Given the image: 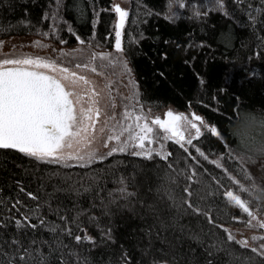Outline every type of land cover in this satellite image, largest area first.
Here are the masks:
<instances>
[{
	"label": "snow or ice",
	"instance_id": "1",
	"mask_svg": "<svg viewBox=\"0 0 264 264\" xmlns=\"http://www.w3.org/2000/svg\"><path fill=\"white\" fill-rule=\"evenodd\" d=\"M197 2L201 8L211 5L225 17L246 14L253 30L257 23L264 24L259 15L264 14V0H259V7H254L253 0H231L235 6L232 12L226 8L228 0ZM89 4L96 19L92 21V35L87 39L81 38L72 24L64 19V0H55V7L50 0L44 19H50L52 23L47 31L36 28L38 35L52 36L60 45H65L67 41L61 32L66 25L67 32L78 41L75 48H53L54 56H42L18 51L17 46L12 45V51L5 53L2 51L5 42L0 40V150H16L38 162L65 169H91L85 172L87 183L77 181L69 188L57 187L54 192L47 193L45 199H41L39 193L27 190L20 180L14 182L15 191L11 195H6L4 188L0 187V264H96L91 255L93 250L113 252L118 244L116 219L125 212L135 215L137 204L143 206L136 185V172L127 175L122 172L121 168L126 165L117 156L148 161L158 157L168 162L169 171L156 191L164 192L170 202L169 209H174L176 215L162 218L155 204H148L147 209L160 230L167 232L171 228L184 233L187 229L188 238L204 248L203 264H221L217 258L219 252L232 258L229 264L237 260L240 264H264V235L252 234L249 238L237 239L232 229L225 227L220 215H230V219L235 221L238 216L231 212L234 209L245 214L242 224L247 229L264 233V184L258 183L244 167L246 163L256 162L252 153H237L229 147L218 127L209 126L196 112L189 117L182 111L169 109L163 119L159 115L153 118L150 110L146 112L140 100L141 93L132 78V69L125 58L126 49L122 46L129 11L120 3H112L110 11L116 16L112 27L115 52L96 51L94 49L101 45L94 44L97 38L95 26L100 11L109 9L98 11V0H89ZM189 7L186 0H169L166 19L178 21ZM70 10L77 13V22L83 19V0H73ZM151 15V10L146 9L144 16ZM208 15L207 11L196 10L193 18L202 19ZM142 22L147 23V20ZM236 22L241 27L247 26L238 17ZM132 23L136 25L138 21L133 20ZM139 39H144L142 31ZM257 39L264 42V36L258 35ZM34 43L40 48L49 47L39 40ZM129 43H138V40L129 35ZM101 68L110 69L114 74L120 70L121 76L126 74L131 86L129 94L121 95L118 82L107 79L105 72L99 71ZM249 71L252 76L256 75L255 70ZM118 107L122 111L118 112ZM239 111L237 105L233 115L237 117ZM205 130L211 137L219 138L227 149L221 154L209 149L216 155L210 161L205 151L197 146L205 138ZM233 135L244 139L236 133ZM165 142L178 145L186 156L169 162L173 152L166 149ZM189 146L198 155H193ZM200 157L222 169L223 175H212L201 164ZM225 157L229 161H239L238 171L242 173L243 180L221 163ZM109 158L112 162L106 167H96L98 162L103 163ZM53 174L59 175V172ZM205 177H210V180ZM225 178L237 190L226 188L222 183ZM181 180H184V186L180 185ZM109 183L113 186L109 187ZM194 184L199 186L198 189H193ZM221 189L224 190L221 192ZM68 191L76 197L71 206L55 196L56 192ZM81 197L87 198V207L81 205ZM225 197L226 203L221 206L218 201ZM186 216L198 218L199 231L181 223ZM139 218L147 220L145 215ZM200 220L207 223L208 231H204ZM156 227L154 223L140 229L148 238L146 247L141 250L142 256L147 255L153 246ZM155 236L160 239V232L156 231ZM237 245L246 254L236 256ZM159 251L162 256L167 255L163 249ZM174 261L175 257L172 260L154 258L150 264H174ZM100 264L142 262L136 260L131 249L119 244L115 261L109 256Z\"/></svg>",
	"mask_w": 264,
	"mask_h": 264
},
{
	"label": "trees",
	"instance_id": "2",
	"mask_svg": "<svg viewBox=\"0 0 264 264\" xmlns=\"http://www.w3.org/2000/svg\"><path fill=\"white\" fill-rule=\"evenodd\" d=\"M49 2L50 0H8L6 4L5 0H0V39L12 35H32L59 43L52 36L42 37L36 33V28L47 31L52 23L50 19H44ZM168 3L169 0H130L129 20L126 22L122 46L126 49L125 57L136 78L141 102L153 109L168 106L184 113L192 109L196 114L204 117L209 126L218 127L229 147L237 153L246 152L245 139L241 140L233 135L232 122L235 118L233 114L237 105L240 109L256 106L264 108V42L257 39L258 35L264 36V24L257 23L253 30L246 14L236 13L235 16L225 17L223 12L212 8L211 5L201 8L197 0H186V4L190 5L189 10L183 13V18L172 22L166 19ZM9 4L11 7L8 6ZM51 4L55 7V0H51ZM72 4L73 0H64L63 17L72 24L81 38L87 39L92 35V21L96 19L93 16L92 6L89 0H83L85 16L77 22V13L70 10ZM253 5L259 7V0H253ZM111 6L112 0H98L96 6L98 11L109 9V11H100L98 23L95 26L97 38L94 44L101 45L98 49L111 47L114 38L112 27L115 13L110 11ZM226 8L230 12L235 11L231 0H228ZM146 9L151 10V16H144ZM196 10L207 11L209 15L206 18L194 19ZM259 15L264 19V14ZM237 17L247 26L241 27L237 24ZM133 20H137L138 23L134 25ZM144 20H147V23H143ZM141 31L144 39H139ZM129 35L137 39L138 43H129ZM61 36L67 41L63 46L78 44L75 37L67 32L66 25L63 26ZM249 70H255L256 75L252 76ZM201 81L204 83L202 84ZM197 144L209 156V161L216 157L209 149L216 154L227 151L223 147V142L219 138L211 137L206 130L205 138ZM168 151L173 152L169 162L181 160L186 156L183 150L173 142L168 143ZM189 151L193 155H198L193 148H189ZM116 158L124 160L126 167H122L121 171L126 175L136 172V185L143 206L137 204L135 215L125 212L116 219L118 244L111 253L106 250H93L91 255L96 264L107 261L109 256L115 261L119 254V244L131 249L136 260L142 264H150L154 258L172 260L173 257H175L174 264H203L204 248L188 238L187 229L184 233H181L179 229L171 228L164 232L160 230L158 222L147 209L148 204H155L162 218L167 219L176 215L174 209H169L170 202L164 192L156 191L157 187L163 183L165 173L169 171L168 162L161 161L158 157L152 161L126 156ZM199 159L212 175L217 177L223 175L222 169L209 161H204L202 157ZM111 162L112 158H109L103 163L98 162L96 167L104 168ZM191 163L192 161L189 160V164ZM222 164L233 174H240L239 161H229L225 157ZM180 167H183L182 161ZM86 171L91 169L85 170L79 167L65 169L38 162L16 150H0V187L4 188L6 195H11L15 191L14 182L20 180L27 190L39 193L41 199H45L46 194L54 192L57 187L69 188L77 181L87 183ZM57 172L59 175L53 174ZM66 177L70 179H65ZM205 179L210 180V177ZM184 183V180L180 181L181 186H184ZM222 183L226 188L231 186L227 178ZM112 186L109 183V187ZM192 187L195 190L199 186L194 184ZM181 190L182 187L177 190V194ZM223 190L221 189V192ZM55 196L56 199L64 200L69 206L76 199L71 191L56 192ZM218 202L223 206L226 203V197ZM80 203L87 207V198L81 197ZM228 208L231 209V206L229 205ZM231 212L237 216L240 214L234 209H231ZM141 215L147 216L146 222L141 221L139 218ZM220 215L225 225L235 222L230 219V215L223 213ZM197 219L186 216L181 219V223L199 231ZM154 223L157 227L153 232V246L147 255L142 256L141 250L146 247L148 238L140 229ZM200 224L204 231H208L205 221L200 220ZM156 231L160 232V239H156ZM160 249H163L167 255L162 256ZM244 254H246L244 249L239 245L235 246L236 256ZM217 258L221 264H229L232 260L223 252L217 253ZM233 264H240V262L233 261Z\"/></svg>",
	"mask_w": 264,
	"mask_h": 264
},
{
	"label": "rangeland",
	"instance_id": "3",
	"mask_svg": "<svg viewBox=\"0 0 264 264\" xmlns=\"http://www.w3.org/2000/svg\"><path fill=\"white\" fill-rule=\"evenodd\" d=\"M113 2L120 3L122 7L129 9L130 0H127V2H126V0H112V3ZM0 40H3L5 42L4 47L2 49V51L5 53L12 51V45H16L18 51H22L25 53H31L34 55H42V56H49V55L54 56L55 54L52 51L53 48H55V49H60V48L72 49V48H75L78 46V44L63 46V45H60L59 43H55V42L46 40L44 38L35 37L32 35H12V36H9L6 38H2ZM37 40L41 41L45 45H48L49 47L40 48V47L36 46L34 42ZM113 44H114V38H113V41L111 43V47H108L105 49L95 48L94 50H96V51H107V52H113L114 53L115 49H113ZM21 45H23V47H20ZM128 65H129V63H128ZM129 67H130V65H129ZM99 71L105 72L107 79L118 82L117 87H118L119 93L121 95H128L129 94V89L131 86L128 84L129 78L126 74L121 76L120 70H117L116 73L114 74L112 72V70L107 69V68H101V69H99ZM132 78L134 79L135 85L137 86V81H136V78H135L133 72H132ZM118 104H119V99H118ZM168 108H171V107L167 106V107H163L160 109H153L152 107L144 105V110L146 112H148L150 110L151 116L153 118L156 115L163 116L164 111ZM171 109L177 111L174 108H171ZM117 111L118 112L122 111V108L118 107ZM192 112H194V110L188 109V110H186L185 114L189 115V117H191ZM168 143L169 142H165V146H166L167 150H168ZM194 143H196V142H194ZM197 146H199V145L197 144ZM189 148H191V147L189 146ZM215 158L216 157H214L212 159H215ZM221 163H222V161H221ZM244 167L250 173V175L255 178V180L258 183L264 184V162L257 160L254 164L253 163H246L244 165ZM236 176H237V178L243 180L242 173H240L239 175H236ZM229 189L234 190V191L237 190L232 185L229 187ZM245 218H246L245 214L240 213L238 215V219L235 220V222H233L232 224H227V225H225V227H230L232 229L233 233L236 235L237 239L249 238L252 234L264 235V233H255V232L247 229L242 224V221Z\"/></svg>",
	"mask_w": 264,
	"mask_h": 264
},
{
	"label": "clouds",
	"instance_id": "4",
	"mask_svg": "<svg viewBox=\"0 0 264 264\" xmlns=\"http://www.w3.org/2000/svg\"><path fill=\"white\" fill-rule=\"evenodd\" d=\"M233 133L245 139L246 152L264 162V108H242L232 122Z\"/></svg>",
	"mask_w": 264,
	"mask_h": 264
},
{
	"label": "water",
	"instance_id": "5",
	"mask_svg": "<svg viewBox=\"0 0 264 264\" xmlns=\"http://www.w3.org/2000/svg\"><path fill=\"white\" fill-rule=\"evenodd\" d=\"M127 10H128V9H127ZM115 19H116V16H115ZM114 45H115V41H114V44H113V49H115ZM169 109H171V108H168V109H166V110L164 111L163 116H161L162 119L165 118V117H164V114H165V112H166L167 110H169ZM171 110H173V109H171ZM173 111H175V110H173ZM176 112H180V111H176Z\"/></svg>",
	"mask_w": 264,
	"mask_h": 264
}]
</instances>
